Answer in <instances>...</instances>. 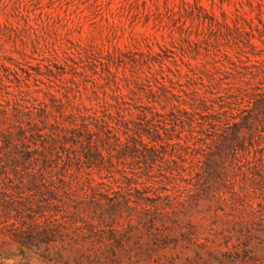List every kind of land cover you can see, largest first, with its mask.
<instances>
[{
  "label": "rangeland",
  "instance_id": "374dc122",
  "mask_svg": "<svg viewBox=\"0 0 264 264\" xmlns=\"http://www.w3.org/2000/svg\"><path fill=\"white\" fill-rule=\"evenodd\" d=\"M0 264H264V0H0Z\"/></svg>",
  "mask_w": 264,
  "mask_h": 264
}]
</instances>
